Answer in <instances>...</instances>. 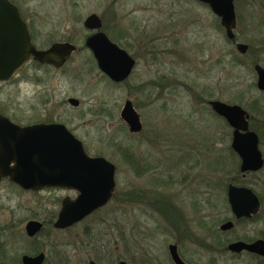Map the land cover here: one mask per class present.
I'll list each match as a JSON object with an SVG mask.
<instances>
[{
	"label": "rangeland",
	"instance_id": "1",
	"mask_svg": "<svg viewBox=\"0 0 264 264\" xmlns=\"http://www.w3.org/2000/svg\"><path fill=\"white\" fill-rule=\"evenodd\" d=\"M21 2L27 8V13L35 10L37 23L46 34L48 31L50 34L58 33L52 40L67 41L70 38L81 48L71 62L91 63L94 60L92 53L85 48L86 34L83 33V21L91 14L104 16V28L110 39L137 60V67L130 79L118 86L100 75L96 66H67L62 71L26 66L16 82L0 86V113L23 126L60 116L67 121L69 125H66L84 144L90 156L104 157L117 168V200L70 232L56 236L57 240L66 243L67 252L73 256L75 264H81L79 260L82 257L92 254L84 250L92 248L87 240L83 241L85 227L91 226L97 231L110 227L101 229L100 219H105L108 223L112 219L120 222L125 227L128 241L133 238L137 255L141 254L140 248L151 246L158 258L155 264L162 262V254L159 252L162 245L159 224L166 220L143 202L148 190H160L153 183L156 184L159 175L163 174V178L165 177L164 169L157 168L155 177L149 174L148 178L136 177L137 174L125 158L127 155L124 151L120 152L116 145L130 147L141 158L153 164L162 159L164 165L174 167L175 172L174 169L171 172L173 185L169 183L171 187L168 190L173 191L184 210L178 218V225L184 231L187 226L193 228L200 233V239L207 234L203 229L198 231L195 224L216 226L219 229L222 223L232 218L225 189L227 190L228 183L234 176L238 178V185L251 188L257 195L264 194V166L257 172L246 173V176L240 170L236 173L237 176L233 173L217 174L210 170V167L217 166L220 162L228 167L235 164V161L230 163L229 160L233 134L230 130L219 129L222 123L214 119L207 104L212 100L210 94H215L213 99L228 104L244 103V106H248L255 98L264 104V98L256 88L257 77L252 66H228L225 62V66H222L223 62H217L223 60L218 53L216 66L210 64L208 44L211 19L207 10L196 0ZM192 15L196 16L192 18ZM47 36H38V45L47 47V41H52ZM216 37L220 39L218 33ZM35 72L40 83L35 80ZM69 98L78 99L81 106L73 108L67 103ZM127 100L134 101L141 115L143 131L139 134H131L120 119ZM45 102L48 104L44 105ZM260 130L264 134V129ZM260 149L264 158V141L261 139ZM218 155L225 160L215 161ZM191 159L193 160L190 161ZM176 164L179 165L175 168ZM192 164L195 167L191 170ZM225 182L226 188L223 184ZM165 189L163 187L161 191ZM195 194H199V203L189 206L195 201ZM74 195L61 190L27 193L10 182H2L0 264L4 260L1 255L5 241L2 236L4 228L13 223L14 231H10L9 235H14L27 221L35 219V216L40 220L48 219L50 213L60 209V199ZM22 220L25 221L20 222ZM172 222L168 218L167 223ZM110 230L108 229L109 233L112 231ZM245 234L249 237L264 234L263 208L255 220L237 226L235 232L226 233L223 239ZM13 238L15 239L10 236V239ZM103 238L109 239L107 236ZM124 246L123 243L118 247L117 243L114 245L117 249L114 251L115 257L136 264L141 257L130 260L127 247ZM7 248L9 259L15 258L23 250L20 244H11ZM109 249L113 252L112 247ZM224 252L215 258V263L259 264L252 257H231ZM210 258V254L200 250L196 261L198 264H210Z\"/></svg>",
	"mask_w": 264,
	"mask_h": 264
},
{
	"label": "water",
	"instance_id": "2",
	"mask_svg": "<svg viewBox=\"0 0 264 264\" xmlns=\"http://www.w3.org/2000/svg\"><path fill=\"white\" fill-rule=\"evenodd\" d=\"M222 7L218 15L222 24L229 28L235 23L234 0H199ZM89 29H101V19L93 14L86 20ZM99 69L113 82L122 83L132 74L136 60L124 49L112 43L105 35L89 39L87 42ZM76 47L73 44H55L47 50H38L23 21L18 8L9 0H0V82L8 81L23 67L34 60L39 63L60 65L66 62ZM59 68L61 66H54ZM257 86L264 91V69L256 67ZM76 105L78 100L71 99ZM220 115L224 116L235 129L232 149L241 160L242 173L257 172L264 166L260 149V138L249 131L245 112L237 106H228L219 102L211 103ZM121 119L131 133H140L143 129L140 114L131 101H126ZM14 163V166L11 164ZM0 176L25 190L40 191L47 188H67L79 192L76 200L66 199L55 223L57 229H66L79 223L93 211L104 207L113 197L116 188V167L104 157L90 156L81 141L75 138L66 127L60 124H36L20 126L0 115ZM228 200L233 216L251 219L261 208L257 194L251 188L228 186ZM41 223L31 221L27 233L33 237ZM233 227L228 222L222 230ZM234 253L247 251L264 257V242L253 244L236 242L229 246ZM177 264H184L178 255ZM43 255L25 256L23 264H41Z\"/></svg>",
	"mask_w": 264,
	"mask_h": 264
},
{
	"label": "flooded vegetation",
	"instance_id": "3",
	"mask_svg": "<svg viewBox=\"0 0 264 264\" xmlns=\"http://www.w3.org/2000/svg\"><path fill=\"white\" fill-rule=\"evenodd\" d=\"M9 1L18 8L23 21L26 23V26L31 36L32 42L38 50H47L55 44H66V43L73 44L76 47V51L73 52L71 57L66 62L61 63L60 65H55L52 63H39L36 61H29L23 65L24 67L35 66V68H38V69L47 68L53 71H62L67 66H93V68L96 66L97 70L100 72V75H102L105 79H107L108 81H110L111 83L117 86L125 84L132 76L134 70L137 67V60L135 58L134 59L136 60V64L134 66L131 76L122 83H116V82H113L107 75H105L99 69L98 67L99 63L96 61L91 49L87 45V42L89 39H92L98 36L99 34L105 35L112 43L116 44L115 42L112 41V39H110L108 33L106 32V29L104 28V16H99L98 14H95L101 19V24H102L101 29L95 30V29H89L86 27L85 25L86 20L88 19V17H90L93 14L86 17L85 20L83 21V28L85 30L84 32L83 31L82 32L86 34L85 48L92 53V56L94 59L93 62L74 63V62H71V60L73 59L75 54L81 51V48L77 47L71 41L70 38L67 39V41L52 40L54 38V35H58V33L50 34L51 32L48 31V34H46L47 32L43 31L41 27H39L40 25L37 23L35 10L29 11L27 13V8L24 7V4L21 2V0L19 1L9 0ZM196 1L200 6H202L204 9L207 10L208 15L211 19V23H210L211 33H210V39H209V44H208L209 45L208 50L210 51V58H209L210 64L213 66H216L215 65L217 61L216 53H218L223 57V60L220 59V61L219 60L217 61L218 63L223 62L221 64L222 66H225L224 62L228 64V66H252L253 71L257 77L256 84H255L256 88L260 91V93L262 94L264 98V91H261L257 86L258 75L256 72L257 66H260L261 68L264 69L263 67L264 66V0H234L233 6H234L235 23L234 25H231L229 28H227L226 26L222 24L223 18L217 13L220 10L222 11V7L220 6L217 7L213 5L212 3L206 4L199 0H196ZM194 16L196 15H192L191 17L194 18ZM217 33L220 35V39H217L216 37ZM46 35H48L47 39L52 40V41L51 42L47 41V44H48L47 47L38 45L39 44L37 40L38 36L45 37ZM54 66H61V67L56 68ZM24 67L20 69L19 72L14 77H12L10 80L0 82V86L11 84L14 81L16 82L18 75L23 71ZM35 80L37 83H40L41 81L40 78L37 76L36 72H35ZM212 91L214 90H211V92ZM210 95H211L210 97L212 98V100L208 101L207 104L210 107L211 114L214 117V119L220 120V122L222 123L219 126V129L222 128L223 130H228V131L230 130L232 134L235 131V129L230 125L227 119L224 116L217 113V111L213 108L211 103H215V102H219V103H222L228 106H237L241 108L246 114V119L249 125V131H253L258 135V133H260L261 131L260 128L264 129V104H262V102L259 99H256V98L252 99L248 106H244V103H242V105L228 104L227 102H224L218 99H213L215 97V94L213 92ZM71 99H76V98L67 99V103L71 105L73 108L77 109L81 106V101L76 99L78 100V103L76 105H73L70 103ZM127 101H131L135 110L138 112L134 101L132 100H127ZM47 104L48 102L44 103V105H47ZM0 115L8 118L12 123L17 124L15 123V121L11 120L12 118H10L9 116L3 113H0ZM120 119H121V113H120ZM36 124H60L66 127V129L70 133L73 134V132L66 125L68 124L67 121L60 116H53L52 118H48L47 120H42L40 122L37 121L35 125ZM124 124L126 125V123ZM17 125H20V124H17ZM20 126H23V125H20ZM27 126H30V125H27ZM131 134L135 135L139 133H131ZM73 135L75 136V134ZM75 138L78 139L77 136H75ZM116 147L119 148L118 150L120 152H123L125 150L124 153L130 157L129 161L127 162L129 166L132 168V170L137 174V175L135 174L136 177L143 178V177H147L148 174L152 177H155V171L157 170V168L162 169L163 167L164 169L163 173L165 174V177L163 178V174L161 176L160 175L158 176L156 174L160 178L157 179L156 184L155 183H153L154 185L152 184L153 186H155V188L160 189V190H156V189L155 190L151 189L150 191L148 190L144 194L145 202H143L147 204L151 210H155L159 215H161L164 218V221L166 220L165 223L161 222L159 224L160 235L162 237V245L159 250L160 254H162L160 256L162 257L161 264H177L176 260L174 259L175 255H178L184 264H198L196 261V258L199 257L200 250L211 255L210 264H217L214 262V260H216L215 258L219 254L224 252L223 247H226V250H227L224 253H228L231 257L248 256V257H252L253 259L258 260L259 264H264V257L258 256L253 253H249L247 251H243L241 253H234L229 250V246L236 242H244L246 244H253L257 241L264 242V234H261L255 237H249L248 234H245L244 236L233 235L232 237L223 239V235H225L226 233L232 234L233 232H235V229L237 226L246 224L248 223V221H252L253 219L255 220L259 216L260 211L262 210V202H261L259 195L257 196L260 199L261 208L256 216H253L251 219L241 218L237 220L232 214V218L227 219L224 223H222L219 229H217L216 226H211V225L206 226V225H202L201 223L199 225L195 224L196 227L198 228V231L199 229H203V231L207 234L205 238L200 239V236H199L200 233L195 232L193 228L191 227L188 228L187 226V228L184 231L183 227H179L178 225V218L180 215L184 213V210L181 204L176 200V197L173 195L172 193L173 191L168 190V188H170L173 185V182L171 181L173 179V174L171 172L174 169V167L167 166L166 164L164 165L162 159L156 162V164H153L149 162L147 159L145 160L141 158L130 147H124L122 145H116ZM85 150L87 149L85 148ZM213 154H215V152H213ZM188 156H190V154H188ZM191 156L193 157L194 153H192ZM97 157H100V156H97ZM216 157L217 159L215 161H217L218 159L219 161L225 160V159L223 160V156L218 155ZM192 160L193 159H191L190 161ZM14 165H15L14 163L11 164V166H14ZM177 165L179 164H176L175 168ZM240 165H241V160H240ZM170 167H172L171 170H170ZM194 167H195V164H192L191 170ZM239 170H240V166H239ZM174 172H175V169H174ZM116 173H117V168H116ZM152 173H154V175ZM242 174L243 176H246L245 175L246 173H242ZM6 181L16 185L22 191L27 192V193H37V192L45 191V190H61V191L73 193L75 195L74 197L65 196L64 198L60 199V209L58 211H53L52 213H50L51 215L48 219L40 220L38 216H35V219H31L27 221L24 227L20 229V231L16 232L14 235L12 234L9 235V232L13 230V223L9 224L6 228H4V232L2 236L5 241L3 243L4 247L1 249V255L4 260H2L1 264H23V258L25 256L38 257L40 255H43V260L41 264H75L72 260L73 256L68 254L67 252L66 243L60 242L59 240H57L56 236L59 233L70 232L74 227L80 224H83L88 218H91L94 214L98 213L99 211H102L103 209L108 207L110 204H112L115 200H117V194H118L117 182H116L115 192L113 193V197L111 198V200L109 201L107 205L93 211L90 215L85 217L82 221H80L77 224H74L71 227H68L66 229H57L55 227V223L62 209L63 201L66 199H69L71 201L76 200L79 196L78 191L74 189L59 188V187L47 188V189H43L40 191L25 190L21 188L19 185L11 182L9 177L0 176V184ZM115 181H116V176H115ZM169 183L171 184V186ZM228 186H227V190L225 189V192H226L227 202L229 205L228 193H227ZM236 186L243 187L241 185H236ZM163 187L166 189L161 191ZM205 193L207 194V192ZM198 195L199 194H195V201L191 202V205L189 206H192L194 205V203L196 204L197 202L199 203V197H197ZM133 200H134V197L132 201ZM56 201L58 202V199ZM229 208H230V205H229ZM230 211H231V208H230ZM168 218L174 223L173 222L170 224L167 223ZM23 221L25 220H22L20 222H23ZM31 221L39 222L42 225L41 229L33 237L29 236L26 230L28 223ZM99 221H100L99 225L101 229L103 228L107 229V227L110 226L111 228L109 227L108 229L109 230L111 229L112 231L110 230L111 233H109L108 229L97 231L96 228L94 229V227H91V226L85 227L84 229L85 237L83 241L87 240L88 241L87 244L89 245L92 244V248L90 250L88 249H84V250L85 252L89 251L92 254L86 257L84 256V258L82 257L79 260L81 264H130L129 261L126 262L121 257H115L114 251H116L117 249L114 247V245L116 243H117V247L120 243L125 244L124 247H127V253L129 254L128 257L130 258V260L132 259V261H134L135 257H141V259L138 260L136 264H155V262L158 261L157 256L154 254L155 251L151 248V246H144L143 249L140 248L141 254L140 255L136 254L135 247L133 246L134 240L133 238H131L128 241V238L126 237V234L124 232L125 227L120 222H114L115 219H112L110 223H108L107 220L105 219H100ZM20 222H18V224ZM228 222H232L233 227L228 230H222V227ZM18 224H15V226ZM23 224L24 223H22V225ZM10 236H14L15 239L14 238L10 239ZM104 236L105 238L106 236L109 237V239L105 240L103 238ZM11 244L13 245L20 244L23 246V250L15 258L9 259L7 247L8 246L10 247ZM109 247H112L113 252L110 251ZM156 264H158V262Z\"/></svg>",
	"mask_w": 264,
	"mask_h": 264
},
{
	"label": "trees",
	"instance_id": "4",
	"mask_svg": "<svg viewBox=\"0 0 264 264\" xmlns=\"http://www.w3.org/2000/svg\"><path fill=\"white\" fill-rule=\"evenodd\" d=\"M124 130H126V129H124ZM259 137H260L261 141H264V134H261V132H260L259 133ZM124 152H125V150H124ZM229 152H230V158H229L230 163H232V161H235V164H234L233 167H228L227 165H224V164H222V162H220L217 166L210 167V170L213 171L214 173H217V174L222 173V175H223V173H227L226 175H229L231 173L236 175L237 172L239 173V164H240L239 158H238V156L236 155V153L233 151V149L231 147L229 148ZM125 158L127 159V161H129L130 157L129 156H125ZM224 166H226V167L222 168ZM231 182L238 185V178H235V176H234V178L231 179ZM231 182H229L228 184H230ZM223 184H224V186L226 188L227 182H225ZM243 185H245V183H243ZM259 196H260V199H261V202H262V208H263V211H264V194H260ZM223 250L227 251L226 247H223Z\"/></svg>",
	"mask_w": 264,
	"mask_h": 264
}]
</instances>
